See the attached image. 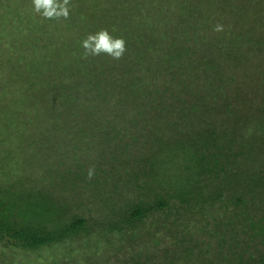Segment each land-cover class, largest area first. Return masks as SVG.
<instances>
[{
    "label": "trees",
    "instance_id": "16d2710c",
    "mask_svg": "<svg viewBox=\"0 0 264 264\" xmlns=\"http://www.w3.org/2000/svg\"><path fill=\"white\" fill-rule=\"evenodd\" d=\"M25 1L18 5V0H0L1 22L6 26L9 21L29 23L43 36L57 32L51 34L57 39L54 59L42 56L37 67L32 65L34 71L27 66L37 77L53 70L56 78H22L31 81L38 93L28 113L35 112L30 127L39 153L46 151V158L37 157L39 166L36 163L33 168L46 172L49 181L58 173L63 179L69 176L75 191L66 200L88 214L69 212L62 199L41 193L38 179L19 170L15 183L0 187L9 200L25 206L3 209L0 204V264H17L5 256L12 252L22 254V264H49L43 255L51 244H71L90 234L99 235L100 240L105 236L107 243L111 235L140 238L135 223L169 206L168 198L186 204V211L191 202L201 201L217 202L222 210L219 221L206 231L214 236L216 247L203 244L199 252L204 255H189L186 264H214L212 254L220 264H264V101L246 97L249 87L261 80L252 78L251 84L241 86L234 74L220 68L224 62L227 67H239L256 55L264 56V0H68L66 19L40 17L37 21L35 14L25 16L21 11ZM217 25L219 31L214 30ZM101 29L124 40L125 51L119 59L82 54L80 41ZM260 57L251 67L259 74L264 72ZM90 105L115 109L105 116L96 115L104 118L99 123L87 118L92 117L87 109ZM64 110L70 119L60 116ZM86 134L91 139L84 147L66 138ZM116 138L123 144L116 141L110 146ZM96 141L106 145L103 152L109 155V168L96 160L99 154L92 159L95 163H85L83 154ZM138 144L139 149L134 148ZM51 157L56 163L46 162ZM13 161L0 163V176L16 171ZM88 173L94 176L87 179ZM109 174L111 186L118 181L120 185L130 183L137 197L113 207L116 202L109 203L108 195L99 196L104 202L101 207L85 208L87 183L97 189L101 187L99 177L103 180ZM81 182H87L85 188ZM98 212L103 213L99 217L92 214ZM162 215L163 221L159 217L153 222L157 232L170 216L168 212ZM87 218L92 219L88 225ZM205 224L211 222L200 221L198 228ZM81 242L88 248L87 240ZM173 245L171 255L163 249L158 261L147 258L146 262L175 264L183 253L176 242ZM69 246L72 254L76 246ZM194 246L199 248L197 243ZM121 247L123 242L114 250ZM71 254L60 259L61 263L52 258L59 264H95L72 260ZM130 263L141 264L136 258Z\"/></svg>",
    "mask_w": 264,
    "mask_h": 264
},
{
    "label": "rangeland",
    "instance_id": "374dc122",
    "mask_svg": "<svg viewBox=\"0 0 264 264\" xmlns=\"http://www.w3.org/2000/svg\"><path fill=\"white\" fill-rule=\"evenodd\" d=\"M21 1L22 0H18V5L21 3ZM68 9H70V7H68ZM71 10L73 9L71 8ZM21 11H25V16L30 12L35 14L36 16L33 17L35 21L40 18L37 13L33 12L31 7V0L25 1V5L21 6ZM10 17L12 18V15ZM10 24L13 25L8 26ZM8 25L6 26L5 24H3L0 17V140L2 141H0V163H2L4 159H13L16 171L12 174L6 175L5 177H3V175L0 176V180H2L0 181V187H9L11 186L10 183H15L16 179L18 178L19 170H22L28 177L30 176L32 178L38 179V183L36 184V186L43 190L41 193L50 194L53 198H56L55 196L57 195L58 198L62 199L60 200V202L66 205V208L69 212L76 211L87 216L88 212L81 210L82 207L76 210L66 200V196H73L70 192H72V190L75 191L74 187L72 189V184L69 176H66L65 179H63L61 173H58L56 176L54 175L52 181H49V177L47 176L46 172L44 173L43 170H39L41 171L39 172L37 169L33 168L39 164L37 157L40 160H42V158H46L44 157L46 155V151H44V155L39 153L41 152L40 145L37 144V141L35 140V133L32 132V129L30 127V125L34 122L35 118L33 116L35 115V112L30 111V113H28V111L32 108L34 109L35 106L32 104L35 103V100L38 97V93L35 89H33L31 81L25 82L24 80L26 79L22 78H25L27 76L29 78L31 77V79L33 80H37L38 78L39 80H41V78L47 77H54V79L56 78L57 75L56 73L54 74L53 70L52 72L47 70L46 74L43 75V77H37L33 72V66L37 67L39 65L37 62H42L40 59L42 56H45L46 59H54L51 57V55H55L57 52L55 51L57 39L55 35L51 34H57V32H50L48 34L46 33V35L43 36L41 34H38L29 23L23 24L20 21H9ZM228 28L230 27L227 26L226 29ZM229 31L232 30L230 29ZM260 32H262V29H260ZM49 35H51V37H49ZM49 39L52 41H49ZM221 52L222 51L218 50V54H220ZM23 54L26 57H22ZM259 57L260 56L256 55V58H251L247 64H240L238 65L239 67H237V65L234 67H227V64L225 62L220 67L223 68L224 73L231 72L232 75L234 74V76H230L235 78L236 81L238 80L241 86L251 84L252 78H259L258 80H261V82H257L256 85L254 84V86L249 87L252 89L249 92H246V97L254 96V98L257 100V103L258 101H264V72L259 74L260 71L252 70L251 67L255 65L257 60L259 61ZM33 58H35L36 60ZM260 58L264 59V56L262 55ZM261 63L264 65V61H261ZM27 66L30 68L33 67V71L29 70ZM39 67L41 68V65ZM56 106L57 108L59 107V105ZM221 107L223 108L224 106L222 105ZM61 108L62 107H60V109ZM112 108L113 107H111L110 105H90V108L87 109L92 111V117L88 116L87 118H94L92 121L100 123L101 121H104V118H99L96 115H100L102 113L105 116L106 112L109 113V110H111ZM64 111L60 113V116L62 118L67 117L68 119H70L68 117L69 115L66 112L67 110ZM77 121L78 119L76 120V122ZM66 138L70 139L69 142L71 141L84 147V144L90 141L91 136L87 137L86 134L82 137L75 136L70 138L66 136ZM125 139L126 140H124V142L128 141L127 138ZM116 141H118V144H123L122 140L119 141L117 140V138L115 140H110V143H108L110 146H112L114 145V143H116ZM92 143L94 144L92 145V148L87 151L86 155L83 154V156L87 158L85 163H87V165L90 163H95L92 161V159L94 160V158L98 157L97 154H99L101 156L96 160H99L105 168H109L108 166L110 162L107 160L109 159V155L106 152H103V146L106 145L103 143H101V145L99 141ZM139 145L141 144L134 146V148L139 149ZM59 161L62 162L65 160ZM46 162L56 163L54 162V158L52 157L46 160ZM37 171L39 172L38 174ZM92 171V173H94L96 169H92ZM0 173H3V168L0 169ZM110 174L104 176L103 180L106 181H103L102 178L99 177V179H101V187H98L97 189V186H95L93 183L81 182V185L83 186L85 183L88 184V189H86V191L84 192L85 195H83L85 208H89L94 211V208L101 207L104 202L99 200V196L101 198L108 195L107 201L109 203L116 202L113 207L122 206L124 201H126L127 199H133L137 197L136 192H132L130 190V183L120 185V181H118L116 182L115 186H111L112 178ZM86 176L88 179L93 177L94 175H89L88 173L86 174ZM20 177L24 178V175H21ZM52 185H54V187ZM24 186H26V183L24 184ZM96 190H98L97 193L95 192ZM3 196L4 194L0 192V204L3 205V209L9 208V205L21 206L22 208L25 207L22 203H19L16 200H9L7 196ZM168 201L170 203L169 206L163 207L162 209L156 211L152 217L151 215L147 216L145 219H143L142 222H139V224L138 222L135 223V226L137 225L136 227L141 231L140 238L137 236L132 237L126 235L125 238L119 237L115 239V237L111 235L110 238L112 239V241L111 243H107L105 241V236L100 240L101 237L99 235L90 234L88 235V237L85 236L86 238L82 236L83 238H81L80 240H72L71 244L69 241L67 243L62 242L61 244L53 243L48 248V252L43 256H45V260L48 261L47 263L59 264L61 263L60 259H66L65 255L71 254V251H69L68 247H70L69 245L74 244V246H76L79 251L75 252L76 248L72 250L71 257H74V259L72 258V260H82V263L84 262V260H93L95 264H131L130 259L136 258L140 261L141 264H148L146 262L147 258H149V260L152 259V261H158V258L162 256V250L166 249L167 251H172V248L174 247L173 243L176 242L178 244L180 253L183 254L180 255L179 260L175 262V264H186L190 257L194 255H199L202 257L204 254L200 253L199 251H203L202 248H205L206 243H212L213 246L216 244L214 236H210L208 233H206V231L210 226L213 227V224L216 223L214 221H219V215L222 213V210L218 208V204H216L217 202H215L216 206H214L215 204L211 205L210 203L203 201L195 205H193V203L191 202V209L186 211L185 209L187 207L183 202L179 204L177 199L174 198H168ZM28 202V200L24 201L25 204H27ZM232 208L233 207H230L229 209ZM105 212L108 213L107 210H105ZM164 212H168V214H170L169 219L166 220V223L164 224L165 227L161 229V232H157L159 231V228H157L158 225L153 222L158 220L159 217L161 218L160 221H163L164 217L162 214ZM5 213L7 214V212ZM100 213L98 212V215H96L95 213L92 214L99 217ZM117 216L118 214H115V217ZM87 220V225L92 222V219L87 218ZM205 220H209L211 222V225L209 224L208 226H206L205 224L202 225L201 228H198L200 221ZM97 229L99 230V227ZM168 229L173 231L171 235H168ZM134 230L136 229L134 228ZM149 233L151 239L149 238ZM208 238H210L211 240H209ZM82 239H84L85 241L87 240L88 248L81 245ZM157 239L161 241V244L157 243ZM122 242L124 247H121L118 251H115L114 249ZM195 243L199 244V248H196L194 246ZM257 246L260 247V245L258 244ZM140 249H142V251L146 250V254ZM186 250H192V253L188 254ZM216 250L217 249L215 248L214 252ZM253 250L254 251L252 252H254V254L256 255V249ZM171 251L169 253L167 252L168 255H171ZM8 255L5 256L10 257V259L14 262H17V264H22L21 253L18 254L17 252H15L13 254L12 252ZM52 256L60 260L59 263L54 262V258H52ZM211 258L215 262L214 264H220L221 261H219L214 254H212ZM126 261H128L129 263H126Z\"/></svg>",
    "mask_w": 264,
    "mask_h": 264
},
{
    "label": "clouds",
    "instance_id": "9594fccd",
    "mask_svg": "<svg viewBox=\"0 0 264 264\" xmlns=\"http://www.w3.org/2000/svg\"><path fill=\"white\" fill-rule=\"evenodd\" d=\"M31 7L33 12L43 19H66L69 15L68 0H62V2L61 0H31ZM214 30L219 31L220 26L217 25ZM80 46L85 56L104 54L113 59H119L125 51L124 40L111 36L104 29L88 34L80 41Z\"/></svg>",
    "mask_w": 264,
    "mask_h": 264
}]
</instances>
